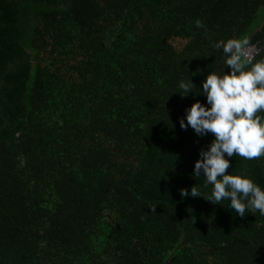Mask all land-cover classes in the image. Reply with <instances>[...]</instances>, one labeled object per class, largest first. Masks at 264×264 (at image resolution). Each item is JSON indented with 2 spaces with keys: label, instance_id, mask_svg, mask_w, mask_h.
<instances>
[{
  "label": "trees",
  "instance_id": "1",
  "mask_svg": "<svg viewBox=\"0 0 264 264\" xmlns=\"http://www.w3.org/2000/svg\"><path fill=\"white\" fill-rule=\"evenodd\" d=\"M233 38L264 56V0H0V264H264V216L181 196L214 137L179 84Z\"/></svg>",
  "mask_w": 264,
  "mask_h": 264
},
{
  "label": "clouds",
  "instance_id": "2",
  "mask_svg": "<svg viewBox=\"0 0 264 264\" xmlns=\"http://www.w3.org/2000/svg\"><path fill=\"white\" fill-rule=\"evenodd\" d=\"M196 26L203 25L197 21ZM216 47L222 48L230 71L224 70L223 74L208 72L201 82L199 94L193 93L196 85L191 78L179 84L184 93L182 97L189 94L206 96V104L196 100L185 109L180 127H191L198 137L209 133L214 137L200 151L193 169L195 177L203 174L205 187L210 185L211 192L205 196L195 185L190 193L181 189V196H202L222 206V202L228 200L229 209L240 217L246 212H259L264 216V188L243 173L226 172L230 160L225 158L234 154L246 160L264 157V115H261L264 113V56L255 62L246 58L248 39L221 40ZM253 47L257 52L261 51L257 46Z\"/></svg>",
  "mask_w": 264,
  "mask_h": 264
},
{
  "label": "built area",
  "instance_id": "3",
  "mask_svg": "<svg viewBox=\"0 0 264 264\" xmlns=\"http://www.w3.org/2000/svg\"><path fill=\"white\" fill-rule=\"evenodd\" d=\"M255 53H256V49L253 46H249L246 49V58L252 59Z\"/></svg>",
  "mask_w": 264,
  "mask_h": 264
}]
</instances>
